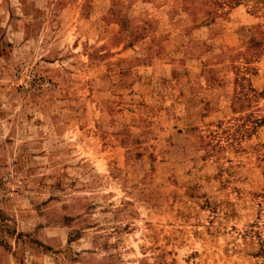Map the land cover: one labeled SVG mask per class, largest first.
I'll use <instances>...</instances> for the list:
<instances>
[{
	"label": "rangeland",
	"instance_id": "374dc122",
	"mask_svg": "<svg viewBox=\"0 0 264 264\" xmlns=\"http://www.w3.org/2000/svg\"><path fill=\"white\" fill-rule=\"evenodd\" d=\"M0 264H264V0H0Z\"/></svg>",
	"mask_w": 264,
	"mask_h": 264
}]
</instances>
